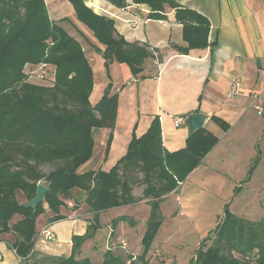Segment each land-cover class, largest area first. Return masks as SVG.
<instances>
[{"label":"trees","instance_id":"16d2710c","mask_svg":"<svg viewBox=\"0 0 264 264\" xmlns=\"http://www.w3.org/2000/svg\"><path fill=\"white\" fill-rule=\"evenodd\" d=\"M69 1L77 20L103 44L106 70L116 60L125 63L133 75L142 71L152 50L126 41L116 32L112 19L95 13L83 0ZM107 1L116 7L126 5L125 0ZM132 1L147 4L151 18L164 17L165 5L175 9V19L182 24L188 42L180 51L207 45L208 21L199 13L181 8L173 0ZM41 64L47 70L45 79H31L30 71ZM92 84V68L81 43L49 18L44 0H0V238L12 235L7 245L18 256V264H92L89 258L77 255L97 228L95 221L83 235L72 236L67 256L34 250L36 219L45 211L43 202L53 213L49 219H60L64 199L77 200L73 191L83 192L94 217L99 211L148 199L150 211L140 240L141 252L130 253L118 240L109 239L100 264H154L148 262L149 251L162 221V197L175 190L217 142L216 136L202 128L187 136L183 148L167 152L155 118L144 135L132 138L125 155L109 170L79 172L92 156L94 130L108 128L111 133L116 115L117 94L110 92L111 82L94 105L88 100ZM211 119L224 130L228 126L217 117ZM38 182L47 190L33 209L25 203ZM138 183L144 185L141 198L131 193ZM209 239L211 244L206 245ZM191 263L264 264V218L249 220L225 205L218 223L200 240Z\"/></svg>","mask_w":264,"mask_h":264},{"label":"crops","instance_id":"0c3cea01","mask_svg":"<svg viewBox=\"0 0 264 264\" xmlns=\"http://www.w3.org/2000/svg\"><path fill=\"white\" fill-rule=\"evenodd\" d=\"M173 1L208 21L206 46L180 51L188 42L182 24L175 19V9L167 5L162 12L164 22L140 12L147 20H140L132 28L128 20L134 18L137 9L129 6L149 9L147 4L125 0L124 7H116L107 0H83L95 13L112 19L116 32L126 41L153 49L142 71L133 75L125 63L116 60L106 70L101 55L103 44L77 20L69 0H44L52 21L71 23L78 30L71 35L81 43L92 68L90 104L100 99L109 82L110 92L117 94L111 133L108 128H100L96 153L94 140L92 156L80 167L81 171L109 170L125 155L132 138L144 135L155 118L160 124L161 145L167 152L185 146L190 115L204 116L203 128L217 138L201 162L160 201L162 221L152 246L162 252L173 247L169 236L177 232L178 221L204 230L202 239L218 223L225 205L249 220L262 218L253 217L260 212L264 214V0ZM233 83L237 84L238 93L227 97ZM212 116L223 120L227 128L222 129ZM175 118L181 119L178 126ZM109 134L110 143L105 151ZM143 188L144 185L140 190L133 186L132 195L141 198ZM75 192L81 193L82 199H64L59 209L63 216L60 219L50 220L53 213L44 206V213L36 219V252L69 255L72 236L83 235L93 221L97 228L83 241L79 257L100 264L109 239L116 238H122L128 252H141L140 240L150 211L148 199L114 206L97 212L94 217L83 192ZM166 204L169 209L164 213ZM109 225L113 227L112 234ZM44 228L51 232L52 238L41 233ZM136 237L137 252L130 245ZM11 239L10 234L0 238V264L19 263L18 256L7 245Z\"/></svg>","mask_w":264,"mask_h":264},{"label":"rangeland","instance_id":"374dc122","mask_svg":"<svg viewBox=\"0 0 264 264\" xmlns=\"http://www.w3.org/2000/svg\"><path fill=\"white\" fill-rule=\"evenodd\" d=\"M63 26V28L65 30H67L70 34L74 33L76 34L78 32V30L71 24H61ZM77 30V31H76ZM100 133V129H96L93 132V138L95 140V149L94 152L96 153L97 150V135H99ZM45 173L48 171L47 168H44ZM79 172H82L79 168ZM141 177V174L139 175V178ZM136 186L138 187V189L140 190L142 188V184L138 183L136 184ZM73 194L78 198L77 200L80 201L82 199L81 197V193H77L75 191H73ZM20 200H25L24 197ZM44 206H48L47 203L44 201L43 202V208ZM167 206V210L165 211L163 209L164 213H167L169 207L168 204L164 205ZM249 217H251V215H249ZM254 218H258V217H264V214L258 213L255 216H253ZM168 220V219H166ZM258 220V219H255ZM110 227H112L111 225H109ZM203 227H205L204 225H201ZM207 226V225H206ZM177 230V232H175L174 234H172V236L170 235V242L173 244V247H166V251L162 252L161 249L155 248L152 246L151 250L149 251V260L148 262H152L154 264H192V260L193 257L195 255V250L199 245V241L201 240V236L204 233V230H200L197 226H189L186 225V223L183 222H179L177 226H175ZM164 230V229H163ZM181 230V231H180ZM161 233H164V231H161ZM122 239V238H121ZM127 239V238H126ZM118 240V238L115 239V241ZM137 239V237L135 239L132 240V242L130 243L132 249H134V251H138L137 246L139 245V241ZM129 244V243H128ZM206 245L211 244V240H207ZM141 246V245H139ZM141 248V247H140ZM133 254L137 255L135 252H132ZM235 256H238L236 253H233ZM77 258H81L79 257V254L77 255Z\"/></svg>","mask_w":264,"mask_h":264},{"label":"built area","instance_id":"2783aa9c","mask_svg":"<svg viewBox=\"0 0 264 264\" xmlns=\"http://www.w3.org/2000/svg\"><path fill=\"white\" fill-rule=\"evenodd\" d=\"M129 7H134L137 9V12H134V14H133L134 18L132 20H128V24L130 27L135 28L140 20H143V21L147 20V18L143 19V17H141L140 12L148 13L150 11V9L135 7V5H130ZM157 21L158 22H164V18H157ZM151 50L153 51V49H151ZM46 74H47L46 67L43 64H41L37 70L30 71V78L40 81V80L45 79ZM237 93H238L237 84L233 83L227 92V97H232V96L236 95ZM180 122H181L180 118H175L174 123L176 126H178L180 124ZM178 184H181V182H178ZM109 228H110L109 231L111 234L112 228L110 226H109ZM41 233H43L44 236L48 239L52 238L51 232L45 228L43 230H41ZM118 241L122 245H124V242L121 239H118Z\"/></svg>","mask_w":264,"mask_h":264},{"label":"water","instance_id":"95a60500","mask_svg":"<svg viewBox=\"0 0 264 264\" xmlns=\"http://www.w3.org/2000/svg\"><path fill=\"white\" fill-rule=\"evenodd\" d=\"M204 121H205V117L202 115L188 116L187 118L188 135H192L196 130L202 129ZM46 190H47L46 186L43 183L38 182L36 184L34 195L29 200L26 201L25 206L32 207L33 209H35L36 204L43 200Z\"/></svg>","mask_w":264,"mask_h":264}]
</instances>
